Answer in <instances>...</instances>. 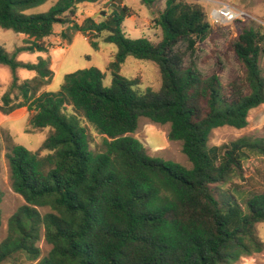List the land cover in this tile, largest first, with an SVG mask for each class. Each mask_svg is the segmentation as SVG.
<instances>
[{"label":"trees","instance_id":"16d2710c","mask_svg":"<svg viewBox=\"0 0 264 264\" xmlns=\"http://www.w3.org/2000/svg\"><path fill=\"white\" fill-rule=\"evenodd\" d=\"M46 1L0 0V29L26 37L12 54L0 48V65L11 72L0 113L26 108L25 133L51 131L44 156L6 139L11 190L24 205L8 221L0 264L14 254L35 262L42 240L50 250L36 264H237L263 252L255 225L264 224V191L244 196L240 183L243 163L264 158V142L208 143L216 129L246 128L249 112L264 105V32L243 29L229 40V31L218 29L221 39L210 54L212 28L193 0H164L153 20L158 42L125 37L131 10L122 0H108L97 22L77 24V5L102 0H57L44 14L25 15ZM55 25H67L59 33L67 46L80 33L96 50L106 34L103 42L116 47L109 87L103 73L89 68L65 75L59 92H47L54 76L45 40ZM22 52L45 56L23 63L16 60ZM127 57L157 66V93H140L139 77L120 75ZM19 69L33 76L20 82ZM140 119L169 126L166 138L181 144L190 168L151 158L133 136ZM89 129L101 138L98 152L89 150ZM2 197L0 191V205Z\"/></svg>","mask_w":264,"mask_h":264},{"label":"rangeland","instance_id":"374dc122","mask_svg":"<svg viewBox=\"0 0 264 264\" xmlns=\"http://www.w3.org/2000/svg\"><path fill=\"white\" fill-rule=\"evenodd\" d=\"M57 0H47L45 4L35 9L25 12V15H40L46 13ZM104 1L98 4H80L75 15L77 24L87 18H93L96 22L99 20L100 11H107L108 4ZM108 1V0H107ZM235 8L245 11L251 19L244 23H234L229 26L212 28V33L207 39L206 49L211 54L214 44L219 39L218 29L229 31V40L235 39L243 29H261L264 32V0H228ZM196 2V1H195ZM108 3V2H107ZM198 3V2H197ZM200 4V3H199ZM124 5L131 10V16L124 20L122 28L126 38L138 40L141 38L148 39L152 42H158L161 39V31L153 24L164 9V0H154L150 6H146L140 0H124ZM205 13L209 7L200 4ZM67 25H55L53 35L45 40L49 46L50 70L53 72V80L47 88L49 93L60 91L63 83V77L67 74L74 73L78 70L96 68L104 74L103 85L109 87L111 82L110 73L107 71V65L113 60L116 53V47L112 44L103 42L105 33L96 40L98 49H93L87 39L80 33L76 34L70 45H66L59 38V33ZM25 36L15 34L12 31L0 29V48L7 53L12 54L16 48L24 46ZM228 46V44H226ZM42 53L22 52L17 54L16 60L23 63L34 64L38 58H43ZM259 68L264 78V56L260 58ZM120 75L127 80L140 78L141 83L137 87L140 93L149 89L152 93H157L161 86V79L157 66L151 61L136 60L127 57L121 66ZM17 76L21 81L28 80L33 76L32 73L19 69ZM11 82V72L6 66L0 65V97L7 91ZM29 113V112H28ZM26 119L8 122L4 127L11 132L13 142L31 152L38 151L41 156L47 154L41 150L43 143L51 133L49 128L42 130L28 129L30 132L25 133L28 127ZM248 125L242 130H236L229 127H223L212 131L209 138V147L226 145L241 138H250L252 140H262L264 142V105L252 109L248 114ZM169 126H158L151 124L146 119H140L136 133L133 135L138 139L147 150L151 158H161L163 160L173 161L186 168L190 164L181 152L179 142H169L166 138ZM90 133V151L98 152L101 150V138L97 136L92 129ZM10 136L4 129H0V191L2 192L1 209V226H0V244L6 239L8 234V221L16 210L24 205L23 199L11 190L9 181V171L5 159L6 139ZM10 136V137H11ZM244 181L240 183L241 192L244 196L261 193L264 191V158L251 156L243 163ZM41 214L47 212L46 209H39ZM256 236L264 243V224L255 225ZM40 256L30 263L24 256L19 254L11 255L4 259L1 264H36L39 260L47 255L50 246L42 240L39 243ZM237 264H264V250L260 254H255L249 258L241 259Z\"/></svg>","mask_w":264,"mask_h":264},{"label":"built area","instance_id":"2783aa9c","mask_svg":"<svg viewBox=\"0 0 264 264\" xmlns=\"http://www.w3.org/2000/svg\"><path fill=\"white\" fill-rule=\"evenodd\" d=\"M209 7L206 15L211 28L244 23L251 19L245 11L235 8L228 0H193Z\"/></svg>","mask_w":264,"mask_h":264},{"label":"crops","instance_id":"0c3cea01","mask_svg":"<svg viewBox=\"0 0 264 264\" xmlns=\"http://www.w3.org/2000/svg\"><path fill=\"white\" fill-rule=\"evenodd\" d=\"M107 2H108L107 0L104 1V5L107 4ZM98 3L99 2L94 3V4H98ZM121 5H124V0H122ZM28 116H29V113H28L26 108H21V109L15 110L14 112L9 114L8 116L2 115L0 113V129H3V130L5 129L8 132V134L11 136L10 130L6 129L4 127V125L10 121L13 122L16 120H23V119H26V121L28 122Z\"/></svg>","mask_w":264,"mask_h":264}]
</instances>
